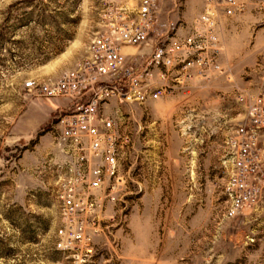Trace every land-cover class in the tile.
<instances>
[{
  "label": "rangeland",
  "instance_id": "374dc122",
  "mask_svg": "<svg viewBox=\"0 0 264 264\" xmlns=\"http://www.w3.org/2000/svg\"><path fill=\"white\" fill-rule=\"evenodd\" d=\"M180 1L177 10L167 0L174 10L160 21L178 12L188 19L202 2ZM242 1L221 21L228 77L105 107L117 110L132 146L88 264H264V214L224 215L225 139L244 99L264 95V0ZM97 8L98 0H0V264H71L54 248L64 213L58 180L66 179L54 126L67 101L34 97L23 83L58 78L85 55L97 39Z\"/></svg>",
  "mask_w": 264,
  "mask_h": 264
},
{
  "label": "built area",
  "instance_id": "2783aa9c",
  "mask_svg": "<svg viewBox=\"0 0 264 264\" xmlns=\"http://www.w3.org/2000/svg\"><path fill=\"white\" fill-rule=\"evenodd\" d=\"M167 0H98L97 41L58 78L45 84L25 81L38 98H63L54 139L66 179L58 180L65 203L54 248L69 252L71 264H88L98 253L105 208L123 181L122 163L132 146L131 131L122 126L117 103H143L174 92L192 78L229 76L220 61L221 21L242 10V0H202L188 19L160 17L174 9ZM177 10L181 1L171 0ZM134 45L137 51L126 53ZM239 98H244L242 94ZM243 118L225 139L223 183L228 218L264 214V95L244 99ZM58 264H64L58 262Z\"/></svg>",
  "mask_w": 264,
  "mask_h": 264
},
{
  "label": "crops",
  "instance_id": "0c3cea01",
  "mask_svg": "<svg viewBox=\"0 0 264 264\" xmlns=\"http://www.w3.org/2000/svg\"><path fill=\"white\" fill-rule=\"evenodd\" d=\"M222 56V55H221ZM223 65V64H222ZM219 76H222V75H212L210 76L209 78L207 79H199V78H192L191 80H189L187 82L186 85L180 87V88H177L175 89L176 91H179V89L181 90H185V89H188L189 87H193L194 85L195 86H201L202 88H211L213 85H214V81H216V78L219 77ZM174 90V91H175ZM54 102V101H53ZM171 160V163L173 164H176L177 163V158H172L170 159ZM109 242H107L108 244Z\"/></svg>",
  "mask_w": 264,
  "mask_h": 264
},
{
  "label": "bare ground",
  "instance_id": "6f19581e",
  "mask_svg": "<svg viewBox=\"0 0 264 264\" xmlns=\"http://www.w3.org/2000/svg\"><path fill=\"white\" fill-rule=\"evenodd\" d=\"M96 41H97V39H96ZM95 41V42H96ZM94 42V43H95ZM94 45V44H93ZM92 45V46H93ZM45 83H47V81H38V80H31V81H29V84H32V85H40V84H45ZM62 168H64V167H62ZM64 206H63V209H64V213H65V203L63 204ZM58 242H59V240H58ZM58 244V243H57Z\"/></svg>",
  "mask_w": 264,
  "mask_h": 264
}]
</instances>
